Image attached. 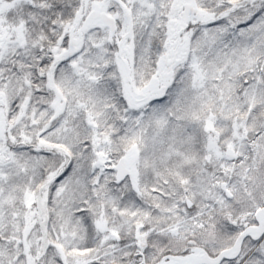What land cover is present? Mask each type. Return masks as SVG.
Instances as JSON below:
<instances>
[{
  "label": "snow or ice",
  "instance_id": "1",
  "mask_svg": "<svg viewBox=\"0 0 264 264\" xmlns=\"http://www.w3.org/2000/svg\"><path fill=\"white\" fill-rule=\"evenodd\" d=\"M0 264H264V0H0Z\"/></svg>",
  "mask_w": 264,
  "mask_h": 264
}]
</instances>
